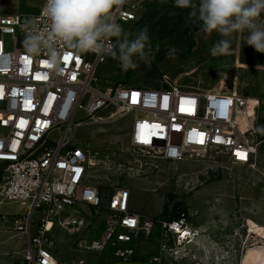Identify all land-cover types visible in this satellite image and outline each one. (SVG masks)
Wrapping results in <instances>:
<instances>
[{
    "label": "built area",
    "instance_id": "built-area-1",
    "mask_svg": "<svg viewBox=\"0 0 264 264\" xmlns=\"http://www.w3.org/2000/svg\"><path fill=\"white\" fill-rule=\"evenodd\" d=\"M133 1L114 6L111 17L116 23L136 19ZM46 3L42 0L32 16L5 11L0 5V205L15 203L24 210L19 215L0 214V221L10 222L24 239L23 246L12 252L21 264L80 263L74 259L63 263L55 255L51 239L55 227L76 235L73 250L107 252L126 262L136 253L133 242L149 235L152 224L142 222L130 208L128 188L119 187L104 200L87 181L91 159L77 139V128L99 123L97 113L111 106L115 115L130 117L128 143L133 150L169 162L215 153L230 164L248 165L264 142V121L257 127L251 118L240 127L236 116L247 109V102L235 89L201 90L166 76L157 87L117 82L104 90L94 88L93 72L104 61L106 50L115 48L112 38L103 40L100 52H77L57 41L59 64L53 67L46 48L35 55L26 48L27 36L51 23L44 12ZM141 135L148 142H142ZM237 153H246V158ZM98 216L100 235L81 237L90 225L88 218ZM159 224L163 242L152 261L160 264L167 256L171 264H179L189 255L187 245L195 242L199 231L183 214ZM171 237L175 246L167 243ZM194 246L203 251L191 254L193 264H206L208 257L210 264H216V256L206 247Z\"/></svg>",
    "mask_w": 264,
    "mask_h": 264
},
{
    "label": "rangeland",
    "instance_id": "rangeland-1",
    "mask_svg": "<svg viewBox=\"0 0 264 264\" xmlns=\"http://www.w3.org/2000/svg\"><path fill=\"white\" fill-rule=\"evenodd\" d=\"M34 2L40 7L41 1ZM195 2L198 4L199 0ZM133 8L136 19L119 24L131 34L130 38L147 27L150 46L146 51L150 63L136 57L139 66L125 71L119 59L106 54L93 72L91 85L94 88L104 90L117 82L157 87L166 76L171 82L201 90L235 89L244 102L257 101L248 119L254 118L257 127L261 126L264 121V53L246 44L247 30L234 31L229 36L215 30L206 32L201 21L189 19L191 9L176 7L174 0H134ZM260 22H264V13ZM111 38L118 52L119 40ZM222 39L230 41L229 53L212 55L210 49ZM116 112L115 108L107 106L97 113L103 118L99 123L77 128V139L85 144L89 158L95 163L89 166L87 181L97 188L104 200L117 188H128L130 208L140 214L142 222H151V232L133 242L136 253L124 262L111 258L107 252L97 255L71 249L76 235L55 227L51 233L53 251L63 263L74 259L80 261L79 264H150L152 258L159 255L163 242L159 221L181 214L199 231V236L192 245H187L190 253L179 260V264L194 263L191 254H195L197 244L216 248L217 264H240L248 247L264 243L253 235L260 226L264 227V142L259 144L253 162L248 165L230 164L223 155L215 153L189 157L181 162L163 161L129 146L130 117L117 116ZM76 210L85 214L81 207ZM23 212L19 204L0 205L3 215ZM38 214L35 211L33 216ZM88 220L90 225L80 233L81 237H98L101 216ZM1 237H8L6 243L0 240L2 262L20 264L10 250L21 248L23 237L11 229L10 222L0 221ZM167 243L175 246L173 237ZM254 254L252 264H264L261 255ZM164 257L160 264H169L167 256ZM210 262L208 257L206 264Z\"/></svg>",
    "mask_w": 264,
    "mask_h": 264
},
{
    "label": "clouds",
    "instance_id": "clouds-1",
    "mask_svg": "<svg viewBox=\"0 0 264 264\" xmlns=\"http://www.w3.org/2000/svg\"><path fill=\"white\" fill-rule=\"evenodd\" d=\"M124 3L125 0H47L44 12L51 23L44 31L27 36V51L35 55L46 48L50 63L58 67L57 41H63L77 52H100L104 39L116 37L119 40L118 52L114 49L106 51L119 59L125 71L139 66L136 57L150 63L146 51L150 46L147 27L130 38L131 34L111 17L114 6ZM174 3L176 7L191 9L189 19L201 21L206 32L215 30L229 36L234 31L243 33L247 30L246 44L264 53V22H260L264 0H199L198 4L195 0H174ZM229 50L230 41L222 39L213 45L210 52L215 56L228 54Z\"/></svg>",
    "mask_w": 264,
    "mask_h": 264
},
{
    "label": "crops",
    "instance_id": "crops-1",
    "mask_svg": "<svg viewBox=\"0 0 264 264\" xmlns=\"http://www.w3.org/2000/svg\"><path fill=\"white\" fill-rule=\"evenodd\" d=\"M39 1H42V0H39ZM0 5L2 6V8L5 11H8V12H19V13H21L23 15H26V16H32V15L36 14L37 11L39 10V3L34 2V0H0ZM9 233H10V236H9V238H10L12 236H11V232H9ZM7 239H8V237L7 238H5V237H1L0 238V240H4L5 243H6ZM206 248H207V250L210 251L211 255L212 254L215 255L217 253L216 248H214L212 246H210V247L206 246ZM14 250H15V248L10 250V252H13ZM202 251L203 250H199V251L196 250L195 252L196 253L198 252V253L201 254ZM13 256H15V255H13ZM163 258H165V257H163ZM167 259L169 261V264H171V259L169 257H167ZM149 263L150 264H156V263H154L152 261H150ZM0 264H15V263H13V262H2V258L0 257ZM240 264H242V262H240ZM254 264H255V262H254Z\"/></svg>",
    "mask_w": 264,
    "mask_h": 264
},
{
    "label": "bare ground",
    "instance_id": "bare-ground-1",
    "mask_svg": "<svg viewBox=\"0 0 264 264\" xmlns=\"http://www.w3.org/2000/svg\"><path fill=\"white\" fill-rule=\"evenodd\" d=\"M245 102H247V109L245 111L240 110L236 116V120L240 124L241 128H244L248 124V122H247L248 116L247 115L252 113V110L254 109L253 107H255V105L257 104V101H255V100H251V101L245 100ZM100 120H103V118L100 117ZM94 164L95 163H93L91 160L90 165L93 166ZM253 235L258 236L259 239L264 241V227L260 226L258 231L253 233ZM252 251H255L257 254L261 255L262 259L264 260V243H263L261 246L248 247L245 251L243 259L241 260L242 264H252V262L254 261V256H255V254H254L255 252H252Z\"/></svg>",
    "mask_w": 264,
    "mask_h": 264
},
{
    "label": "snow or ice",
    "instance_id": "snow-or-ice-1",
    "mask_svg": "<svg viewBox=\"0 0 264 264\" xmlns=\"http://www.w3.org/2000/svg\"><path fill=\"white\" fill-rule=\"evenodd\" d=\"M141 139L142 142H148L147 139L145 137H143L142 135L139 137ZM238 156H240V158L244 159L246 158V153H237Z\"/></svg>",
    "mask_w": 264,
    "mask_h": 264
}]
</instances>
